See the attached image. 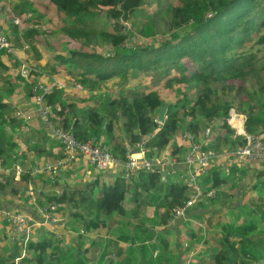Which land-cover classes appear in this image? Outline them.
I'll return each mask as SVG.
<instances>
[{
    "label": "trees",
    "instance_id": "16d2710c",
    "mask_svg": "<svg viewBox=\"0 0 264 264\" xmlns=\"http://www.w3.org/2000/svg\"><path fill=\"white\" fill-rule=\"evenodd\" d=\"M50 1L56 5L57 15L49 23L70 45L67 55L59 56L61 62L51 73H58V66H64L68 83H81L92 96L98 93L100 100L98 107L95 103L79 106L77 101L66 100V93L59 87L45 96L46 104L53 109V120L61 127L67 128L70 120L76 118L72 131L78 139L94 137L99 141L103 133H113L115 125L123 121L128 141L136 144L147 137L148 152L153 155L165 150L180 130L187 129L200 136L204 126L212 125L213 134L218 132L216 139L212 142V134L204 148L217 152L227 148V153L233 155L238 147L246 144V138L227 123L219 124L229 117L232 108L246 115L248 132L264 134V0ZM33 4L30 0L28 6ZM37 21L33 20L34 25ZM39 34L40 30L35 28L22 33L36 53L38 42L35 39ZM159 35L163 39L157 38ZM139 38H151L153 42L143 45ZM250 40L256 50L245 45ZM60 46L59 40L52 44L56 51ZM0 68L8 69L1 59ZM31 74L39 75L34 71ZM136 76H140L139 83L132 85L131 80ZM1 78L6 80L7 86L0 93V114H3L4 95L12 94L15 89L6 77ZM20 78L28 82L27 78ZM31 82L35 85L38 80L34 78ZM159 86L175 90L181 87L176 90V101L168 102L163 124L156 121L157 110L167 104L160 96ZM5 121H0V159L2 165L11 166L6 149L8 138L3 133ZM176 146L171 153L180 157L184 146ZM114 147L118 148L115 155L126 160L128 147L121 142ZM139 172L140 178L147 182L161 180L157 172ZM31 178L28 172L16 181L0 172V193L12 188L14 194H19L21 188L28 189ZM126 182V177H120L113 185L103 188L99 199L93 203L94 211L90 212L95 216L84 220V232L105 226L107 221L102 215L111 218L127 214ZM217 185L214 181V186ZM211 189L204 188L205 192ZM177 196L169 207L166 205L170 211L187 201ZM71 198L68 193H53L47 205H81L73 204ZM239 232L240 247L228 235L224 237L226 248L216 264H248L251 258L264 259V224L257 227L253 222ZM49 244L47 238L29 244L28 250L35 253L34 261L44 263ZM20 254L21 251L13 254L8 264H16L15 259Z\"/></svg>",
    "mask_w": 264,
    "mask_h": 264
},
{
    "label": "crops",
    "instance_id": "0c3cea01",
    "mask_svg": "<svg viewBox=\"0 0 264 264\" xmlns=\"http://www.w3.org/2000/svg\"><path fill=\"white\" fill-rule=\"evenodd\" d=\"M32 1L34 4L28 6L30 0H0V27L17 48L13 54L0 53L1 62L8 67L0 68V93L7 87L6 80L1 76L6 77L15 89L12 94L4 95L6 108L0 114V121L6 120L3 133L8 138L6 149L12 161L11 166L2 165L0 159V172L16 181L24 173L32 175L28 181V189L21 188V193L14 194L12 188L0 193V211L9 209L23 212L41 220L40 210L44 204L47 205V200L53 193H68L73 204L79 202L81 205L78 208L77 205L60 203L57 213L62 220L54 221L56 224L34 226L31 238L25 245L12 242L8 224L0 221V264H4L2 261L8 264L10 257L19 251L21 254L17 255L16 264H216L226 248L223 244L224 237L228 235L240 247V229L253 222L257 227H263L264 221L260 220H264V165L255 161H240L234 155H229L227 148L223 152L216 151L219 156L210 171L199 179L202 188L215 190L214 197L201 198L188 208L184 216L174 217V211L166 207L177 199V195L183 196L185 202L192 192L189 185L191 169L185 163L191 144L182 137L187 129L180 130L165 150L153 155L148 152L147 157L162 163L161 170L157 172L161 180L157 182H147L138 173L133 178L127 177L124 167L99 170L84 157L70 162L55 175L36 172L38 167L62 159L65 152L39 117L27 122L24 117L19 118L16 114L18 110L26 112L37 105L38 92L35 86L42 82L51 91L54 87H59L66 93V100L77 101L79 106L95 103V107H98L100 100L98 93L92 96L81 83H68V71L64 66H58V73H51L52 68L61 62L59 56L67 55L70 45L58 33L57 28L49 23L57 15L56 5L50 0ZM25 8L30 9L24 11ZM16 19L20 20L15 21ZM35 19L39 21L34 25ZM29 28L40 30L35 39L38 42V53L32 50V46L22 36ZM56 40L61 42L57 51L52 47ZM24 64L39 75L36 77L31 74V78L26 79L28 82H23L20 72ZM34 78L38 80L35 85L31 82ZM180 88L177 87L178 90ZM157 89L167 105L168 102L176 101L177 89H172L170 93L168 88L165 90L162 86ZM80 98L85 101H78ZM44 103L47 105L46 101ZM47 106L54 119L52 107ZM79 106H76L77 109ZM162 108L157 110L158 119ZM239 114L246 121V115ZM166 118L167 112L165 120ZM75 121V117L70 120L67 129H72ZM122 122L115 125L113 133H103L99 141L92 138L101 144L107 143L105 147L114 154L117 152V147H114L117 142L135 150V144L127 139ZM54 123L59 125L57 121ZM217 133H212V142ZM199 137L205 145L209 144V140L204 141L201 133ZM176 145L187 147H182L180 157L171 153L172 147ZM18 167L21 168V173L18 172ZM120 177H126L127 181L124 200L127 216L115 215L108 218L102 215L107 221L105 226L93 232H84V220L95 216L90 213L94 211L93 203L99 199L103 188L113 185ZM214 181L218 182L217 187L214 186ZM215 198L217 199L214 200ZM42 201L44 204H41ZM46 238L50 240V244L45 261L36 262L33 259L35 253L27 247L31 242ZM258 262L254 258L248 259V264Z\"/></svg>",
    "mask_w": 264,
    "mask_h": 264
},
{
    "label": "built area",
    "instance_id": "2783aa9c",
    "mask_svg": "<svg viewBox=\"0 0 264 264\" xmlns=\"http://www.w3.org/2000/svg\"><path fill=\"white\" fill-rule=\"evenodd\" d=\"M19 20L20 19H16L15 21ZM25 47H27V45ZM1 52L7 54H13L15 52L12 42L2 27H0V53ZM31 71L32 68L24 64L21 75L24 78H29ZM35 90L38 92L36 98L37 105L26 112L18 110L16 114L19 118L24 117L27 122H30L34 117H39L46 128L51 132L52 136L60 142L65 152V156L62 159L57 162H48L44 166L38 167L36 172H49L55 175L58 170L67 167L70 162L79 157H84L91 165L99 170H106L114 166L124 167L127 171L126 176H133L141 170L148 172H159L161 170V162L147 157V143L149 140L147 137L135 144V150L128 146L126 152L127 159L123 160L109 149L102 146V144L94 138L87 140L78 139L72 129L56 125L52 119L50 108L44 103L45 96L51 91V88L39 82L35 86ZM156 121L159 124H163L158 118ZM245 122V118L239 114L235 108L230 110L229 117L221 120V124L227 123L237 130V134L243 135L246 138V144L242 147H238L233 152V155L240 161H255L264 165V134H253L248 132ZM212 133L213 126L208 125L201 132V137L205 139L204 141H207L211 138ZM182 137L184 141L191 144L185 156V163L191 169L189 185L192 192L187 202L174 210V217L184 216L188 208L201 198H209L216 195L215 190L205 192L199 179L210 171L213 162L219 154L212 149H205V142L199 140L200 137L191 131H185ZM172 162L173 161L170 159V163ZM21 171V168L18 167V172L21 173ZM60 206L61 204L53 203L42 207L40 210L41 220H36L34 216L27 213L3 209L0 211V221H5L8 224L12 242L25 245L31 238V232L34 226L48 225L47 220L56 222L62 220L57 213Z\"/></svg>",
    "mask_w": 264,
    "mask_h": 264
},
{
    "label": "rangeland",
    "instance_id": "374dc122",
    "mask_svg": "<svg viewBox=\"0 0 264 264\" xmlns=\"http://www.w3.org/2000/svg\"><path fill=\"white\" fill-rule=\"evenodd\" d=\"M127 28H131L132 26H126ZM134 33V32H133ZM157 38H159L160 40L161 39H163L162 37H161V35H159V36H157ZM143 45H146L148 42H153V39H147V38H139L138 39ZM251 44H253V40L251 41H247L246 42V44L245 45H247V47L249 46V47H251ZM67 47H68V45H67ZM251 49L252 50H256L257 49V47H251ZM21 72H22V67H21ZM20 72V73H21ZM139 78H140V76H136V77H134V78H132V80H131V84L132 85H137L138 83H139ZM165 89V88H164ZM166 90V89H165ZM169 93H170V91H172V89H169V90H167ZM177 98V97H176ZM258 264H264V259L263 260H260L259 262H258Z\"/></svg>",
    "mask_w": 264,
    "mask_h": 264
},
{
    "label": "water",
    "instance_id": "95a60500",
    "mask_svg": "<svg viewBox=\"0 0 264 264\" xmlns=\"http://www.w3.org/2000/svg\"><path fill=\"white\" fill-rule=\"evenodd\" d=\"M167 108H168V105L167 104H164L162 110L159 113V120L161 122H164V120H165ZM47 222L48 223H52V224H56V222H54L52 220H47Z\"/></svg>",
    "mask_w": 264,
    "mask_h": 264
}]
</instances>
